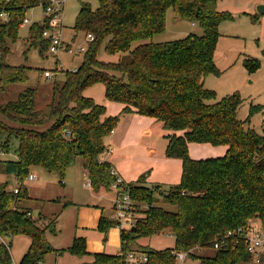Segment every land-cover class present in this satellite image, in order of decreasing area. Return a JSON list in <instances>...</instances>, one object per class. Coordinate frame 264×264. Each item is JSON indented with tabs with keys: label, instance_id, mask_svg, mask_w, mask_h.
Returning a JSON list of instances; mask_svg holds the SVG:
<instances>
[{
	"label": "trees",
	"instance_id": "obj_1",
	"mask_svg": "<svg viewBox=\"0 0 264 264\" xmlns=\"http://www.w3.org/2000/svg\"><path fill=\"white\" fill-rule=\"evenodd\" d=\"M46 0H0V14L8 15L0 21V89L9 83L25 80L23 67L13 66L7 56L6 41L16 39L28 9L45 5ZM199 22L201 35L154 42L153 37L165 30L167 13ZM230 12L220 11L217 0H99L92 8L82 3L74 29L92 33L82 64L65 72L63 81L55 83L53 100L47 112L35 109L34 91L21 93L16 102L0 106L11 120L24 126H12L0 119V141L8 149L18 140L17 158L1 162L7 174L24 180L33 167H40L63 177L66 170L82 160L94 189L109 188L115 180L112 163L103 159L107 150L105 138L119 121L107 116L106 107L83 91L95 83L105 85V96L123 104L122 113L136 112L162 122L168 139L166 154L182 160V179L161 193L159 205L154 191L160 185L147 187L142 178L127 183L133 199L146 202L130 229L122 228V252L133 249L142 236L165 230L176 237V246L163 250L138 248L148 254L144 264H175L173 251L212 248L217 238L240 226L259 220L264 228V133L249 125V118L241 120L237 110L243 103L239 92L216 99L215 91L205 86L206 77L219 73L215 50L223 20L232 19ZM254 21L257 15H252ZM49 26V18L30 27L33 45L42 49L49 42L42 32ZM116 61L98 57L101 46ZM253 71L260 62L245 60ZM264 106L252 105L250 115ZM47 118H55L44 127ZM31 125L36 128L26 127ZM40 127V128H38ZM42 128V129H41ZM69 132V133H68ZM227 145L223 156L193 159L189 143ZM28 197L24 184L19 192L9 188L8 181L0 182V236L26 234L31 245L19 264H40L53 250L46 231H55L56 219L40 227L31 211L20 208L18 202ZM103 218L104 231L115 225ZM134 227V229H133ZM79 256L87 254L85 239L76 237L69 249ZM62 253L63 251L60 250ZM202 264H238L251 260L245 243L215 249L212 256L199 257ZM10 247L0 243V264H11ZM90 264H126L124 255L95 253Z\"/></svg>",
	"mask_w": 264,
	"mask_h": 264
},
{
	"label": "rangeland",
	"instance_id": "obj_2",
	"mask_svg": "<svg viewBox=\"0 0 264 264\" xmlns=\"http://www.w3.org/2000/svg\"><path fill=\"white\" fill-rule=\"evenodd\" d=\"M61 1L63 2L62 15L60 18H53V21L55 26L61 28L60 36L62 40L68 45L71 44L74 48L84 45L88 49L87 33L82 30L76 31L74 26L81 4L87 3L92 8H97L99 0ZM231 5L232 3H229V0H217V8L220 11L230 12L229 6ZM231 14L233 18L223 20L219 26L220 36L214 56L219 73L208 75L205 80V86L215 91L217 100L228 94L239 92L244 100L237 110V117L241 120L250 117L249 125L259 133H264V108L250 115L252 105L264 106V25L261 22L256 23L251 14H247L248 16L245 17V13L238 16ZM48 16L50 15L46 13L42 5L28 9L26 18L29 19V23L22 24L19 36L16 39H7L8 52L4 60L10 65L23 67L25 80L9 83L3 89H0V106L16 102L20 98L21 93L26 90H32L34 91L35 109L47 112L53 100L55 83L64 80L66 71L78 69L82 64L84 53L72 55L62 50L57 54H51L46 49L41 50L40 47L32 44L29 35L30 27L35 23H43ZM4 20L3 17H0V21L3 22ZM202 33L203 29L199 22L183 19L177 16L173 10H169L165 30L155 35L153 41L166 42L182 39L190 34L201 35ZM42 37L50 43V39L46 38L43 32ZM98 57L106 61L118 60V55H109L105 52L104 44L100 48ZM249 57L257 58L260 62V65L253 71L248 70L245 64L246 58ZM1 60L2 57L0 55V62ZM45 71L52 72V77H45ZM83 94L104 105L107 116H118L120 118L115 126V130L118 129V135H124L127 129L126 126L130 125L133 120L134 127L131 128L130 135L134 139L133 143H131V149L137 151L133 161L148 166L147 169L140 172L136 180L144 178L147 180L146 183L150 185L147 187H151L154 184L160 185V189L154 191L156 198L161 199V193L164 190H168L166 186L181 182L182 163L179 158L167 156V139L165 138L167 131H165L161 122L153 119L150 126L145 127L143 119L150 116L136 112L122 113L123 104L106 98L105 85L103 83H95L86 87ZM0 119L12 126H24L11 120L1 110ZM54 121L55 118H47L44 127L50 126ZM25 126L36 128L31 125ZM114 138V133H110L106 137L107 151L115 149L112 144ZM138 138L140 139L138 140ZM138 142L143 145H138ZM144 145L146 146L145 152ZM17 146V139L12 141L8 149L3 148L2 141H0V152L5 153L0 156V182L8 181L11 176L3 169L1 162L15 160L17 158ZM150 149H153L154 152H149ZM227 150L228 147L223 144L213 145L210 143L191 142L189 154L193 159H201L223 156L227 153ZM161 156L164 159H170L171 163L175 162L172 166H163L160 169ZM77 161L76 164L66 170L63 177H60L58 173L34 170L31 171L35 175L34 179L19 180L14 175L12 180L8 181L10 189L14 188L16 183L17 185L18 183H24L28 197L22 198L18 202V206L22 209H31L33 217L40 227H46L53 218L57 221V223L55 222L54 231L57 232L56 234L49 229L46 231L47 239L53 247V250L45 255L46 264H90L92 258H82L69 250L75 241V237H86V243L87 241L90 242V244L87 243V249L93 254L94 252L98 253L97 250L99 249H101V253L116 254L118 251H122V228L130 229L127 224H123L122 227L115 224L109 227L106 232L100 226L93 229L83 227L78 223L81 205H88L87 207L100 211L99 222L103 218L114 221L113 207L115 197L113 198L111 191H107L101 201L102 207H97L96 194L91 187L85 186L87 180L82 173V160L79 158ZM170 172L172 176L169 184L159 180L164 173L168 175ZM151 175L152 177L150 178ZM132 182L128 181V183ZM110 188L115 193V190L112 187ZM134 200L142 209L147 208L148 204L146 202ZM158 204L169 210H175L176 208L172 204H163L161 200ZM41 212L44 215H40ZM47 216L48 218H53L46 223L44 220L47 219ZM255 224L258 226V220L255 221ZM1 242L6 243L10 247L11 264H19L31 245V238L26 234L4 235L0 236ZM133 245L138 248L155 250L174 248L176 246V237L170 231L165 230L151 236L139 237ZM60 250L63 252L61 253ZM213 254H215V249L212 248L194 249L193 254L188 255L185 261L183 263L179 262V264H202L199 257L205 258ZM238 264H264V262L256 263L249 260L241 261Z\"/></svg>",
	"mask_w": 264,
	"mask_h": 264
},
{
	"label": "built area",
	"instance_id": "obj_3",
	"mask_svg": "<svg viewBox=\"0 0 264 264\" xmlns=\"http://www.w3.org/2000/svg\"><path fill=\"white\" fill-rule=\"evenodd\" d=\"M43 7L45 8L46 13L50 15L47 17L49 18V26H47V28H45L43 31V35L50 39L47 51L51 54H57L62 50L67 51L72 55L85 53L87 49L84 45L74 48L72 45L69 46L65 44L60 36V27L54 25L53 18H60L62 15L63 2L61 0H46ZM0 17L7 19L8 15L2 12ZM23 23H29V19L25 18ZM86 38L88 42H91L94 40V35L92 33H88ZM44 74L45 77H52V72L50 71H45ZM113 131L114 129L111 131V133ZM3 154L5 153L0 152V156ZM111 174L115 177V180L111 185L116 193L113 207L114 221L118 226L121 227L123 224L132 226L136 219L141 216L142 208L132 198L127 187V182L124 181V179L121 177V175H119L114 167L111 169ZM34 178L35 175L32 173H29V175L26 177V179ZM22 184L24 183H18V185L13 188V191L18 193ZM86 185L91 186L90 178L87 179ZM241 242L245 243L246 249L250 254L252 261H255L256 263L264 262V228L260 224L257 226V224L253 222L247 226H240L233 230L227 231L226 234L216 239L213 244V249H222L226 247L230 248L233 245ZM189 253V251H173L176 261L175 264H179V262L183 263ZM119 255H124L126 264H144L148 260V254L145 251L138 249L131 250L126 254L121 251ZM40 264L45 263L41 262Z\"/></svg>",
	"mask_w": 264,
	"mask_h": 264
},
{
	"label": "crops",
	"instance_id": "obj_4",
	"mask_svg": "<svg viewBox=\"0 0 264 264\" xmlns=\"http://www.w3.org/2000/svg\"><path fill=\"white\" fill-rule=\"evenodd\" d=\"M230 2L232 3V5L229 6V11L231 13H233L235 16L243 15L244 13H245L244 17L245 16H248L247 14H251V17H252V15H257L258 16V20L255 21V22L256 23L261 22V24L264 25V13L263 14H260L257 11L258 5L264 4V0H229V3ZM59 29H61V28H59ZM67 45H68V43H67ZM69 45H71V44H69ZM105 115H107V113ZM145 118L146 119H143L144 122H145V125H144L145 127L150 126V124H151V122H152L153 119L156 120L153 117H145ZM156 121H158V120H156ZM158 122H160V121H158ZM126 127H127V129H126V132L124 133V135H118L117 134L118 133L117 132L118 129L115 130V128H114V131L112 133L115 134V138L113 139V143L112 144L115 146L114 147L115 149H111V151H107L108 150L107 149L105 151V153L103 154V159L109 161L110 163H112L113 167L117 170V172L119 173V175H121V177L124 179L125 182L127 181V183H128V181H131V182L133 181L132 183H134V182H137L138 181L136 179L139 177L140 172L142 170H144V169H147L148 166H144V165H141V164L133 161V158L135 156V153H137L136 150H132L131 149V145H132L131 143H133V139H134V137H131V135H130L131 128L134 127L133 120H132V122H130V125H127ZM139 139L140 138H138V140ZM105 143H106V141H105ZM142 143H145V142H142ZM167 143H168V139H167ZM112 144H110V145H112ZM137 144L138 145H143V144H139V142ZM106 145H107V143H106ZM190 145H191V143H189V147H190ZM143 147H144V152H145L146 146L144 145ZM149 152L153 153L154 150L153 149H150ZM160 162H161V164H160L159 168L161 169L163 166H168V167L169 166H172V164L175 161H173V163H171V160L170 159H164L161 156V161ZM181 163H182V160H181ZM81 166H82V173H83L85 179L87 180L89 178V175H88L87 171L85 170V168L83 167L82 162H81ZM34 170H41V171H43L44 169H42L40 167H33L31 171H34ZM162 171H167V170H162ZM48 173H50V172H48ZM170 174H171V172L168 175L166 173H164V175H162V178H160L159 180L160 181H163V182H165L167 184H169L170 183V181H169L170 180V177L172 176ZM148 175H150V174H148ZM12 176H14V174H11V176L8 178V181H11L12 180ZM151 177H152V175L150 176V178ZM146 181L147 180H145L144 185L145 186H150L149 184L146 183ZM154 185H156V184H154ZM15 186H17V183H16V185H14V187ZM85 186L86 187H91L92 191L96 194V202L98 203L97 207H102L101 206V201L103 200L104 194L107 191H111L113 193V198L116 196V194L112 191V189L110 187L109 188L101 187L99 189H94L92 185L91 186H88V185L85 184ZM166 187H168V186H166ZM81 206L82 207L79 208L78 223L81 226H83V227H88V228H93V229L94 228H97L98 226H100L99 225V223H100L99 222V217L101 215V212L100 211H97L95 209H92L90 207H87L88 205H81ZM29 210L31 211L32 216H33L32 210L31 209H29ZM40 215H44V214L41 212ZM58 217H59V215H58ZM46 218L47 219H45L44 221L47 223L53 217L48 218V216H47ZM256 220L257 219H254L252 222L255 223ZM258 222H259V220H258ZM56 223H57V221H56ZM259 224H260V222H259ZM110 227H112V226H110ZM56 233L57 232H54V234H56ZM83 238L85 239L87 254H85L83 256H80V257H82V258H84V257L92 258L91 261L93 262L94 261V254H95V252H94V254L91 253V252H89V250L87 249V246H88V244H90V242L87 241V243H88L87 244L86 243L87 238L86 237H83ZM133 249H138V247H136L135 245H133ZM97 252L98 253L99 252L101 253V249L97 250ZM120 252L121 251H118L116 254H119ZM59 254H61V253H59ZM44 263L46 264V262H44ZM85 264H87V263H85Z\"/></svg>",
	"mask_w": 264,
	"mask_h": 264
},
{
	"label": "water",
	"instance_id": "obj_5",
	"mask_svg": "<svg viewBox=\"0 0 264 264\" xmlns=\"http://www.w3.org/2000/svg\"><path fill=\"white\" fill-rule=\"evenodd\" d=\"M257 11L260 13V14H263L264 13V4H260L258 5L257 7ZM134 229V227H133Z\"/></svg>",
	"mask_w": 264,
	"mask_h": 264
}]
</instances>
